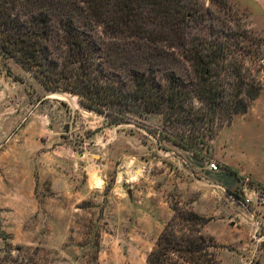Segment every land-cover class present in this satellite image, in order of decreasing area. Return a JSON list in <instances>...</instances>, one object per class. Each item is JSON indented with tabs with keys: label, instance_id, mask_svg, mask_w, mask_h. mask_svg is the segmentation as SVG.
I'll return each instance as SVG.
<instances>
[{
	"label": "rangeland",
	"instance_id": "374dc122",
	"mask_svg": "<svg viewBox=\"0 0 264 264\" xmlns=\"http://www.w3.org/2000/svg\"><path fill=\"white\" fill-rule=\"evenodd\" d=\"M229 2L264 39V0ZM160 128L155 115L109 125L0 54V255L9 244L14 258L24 248L18 261L27 264H145L172 205L204 194L202 206L218 208L204 233L221 264H264V187L239 177L256 195L229 190V173L208 169L210 144L195 156L158 141Z\"/></svg>",
	"mask_w": 264,
	"mask_h": 264
},
{
	"label": "trees",
	"instance_id": "16d2710c",
	"mask_svg": "<svg viewBox=\"0 0 264 264\" xmlns=\"http://www.w3.org/2000/svg\"><path fill=\"white\" fill-rule=\"evenodd\" d=\"M0 54L109 125L160 117L158 141L195 156L263 90L264 39L229 0H0ZM171 209L145 264H221L211 218ZM5 246L0 264L28 263Z\"/></svg>",
	"mask_w": 264,
	"mask_h": 264
},
{
	"label": "crops",
	"instance_id": "0c3cea01",
	"mask_svg": "<svg viewBox=\"0 0 264 264\" xmlns=\"http://www.w3.org/2000/svg\"><path fill=\"white\" fill-rule=\"evenodd\" d=\"M258 101L257 99L253 104H257ZM254 114L255 111L250 108L246 113L236 115L210 142L212 160L217 166L228 167L237 174L236 177L229 173L231 181L226 185L229 190L234 188L245 192V185L238 181L239 177L264 187V113L257 116ZM219 189L225 192L223 187ZM217 194L220 196V193ZM204 196L201 194L200 197L194 198L190 205L197 214L211 218L217 214L215 210L218 208L211 210L204 208L201 204ZM232 201L238 203L236 199ZM220 218H223L221 214Z\"/></svg>",
	"mask_w": 264,
	"mask_h": 264
},
{
	"label": "built area",
	"instance_id": "2783aa9c",
	"mask_svg": "<svg viewBox=\"0 0 264 264\" xmlns=\"http://www.w3.org/2000/svg\"><path fill=\"white\" fill-rule=\"evenodd\" d=\"M208 168H209V170L212 171V172H217V171L219 170V167L217 166V164H216L215 162H211V163L208 165ZM247 188H248V187L245 186V191H249V194H250V195H256L255 192H253V191L251 192V191L248 190ZM250 200H251L250 198H246V199H245V203L248 204V203L250 202Z\"/></svg>",
	"mask_w": 264,
	"mask_h": 264
},
{
	"label": "bare ground",
	"instance_id": "6f19581e",
	"mask_svg": "<svg viewBox=\"0 0 264 264\" xmlns=\"http://www.w3.org/2000/svg\"><path fill=\"white\" fill-rule=\"evenodd\" d=\"M101 184V183H100Z\"/></svg>",
	"mask_w": 264,
	"mask_h": 264
}]
</instances>
